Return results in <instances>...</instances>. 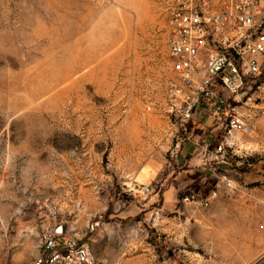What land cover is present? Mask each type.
<instances>
[{
	"label": "rangeland",
	"instance_id": "374dc122",
	"mask_svg": "<svg viewBox=\"0 0 264 264\" xmlns=\"http://www.w3.org/2000/svg\"><path fill=\"white\" fill-rule=\"evenodd\" d=\"M166 1L0 0V264H30L54 218L80 226L85 214L99 215L103 175L149 185L139 195L147 199L175 174L189 132L164 113ZM249 96L264 107V81ZM238 147L229 157L259 171L244 264H264V114ZM188 178L183 203L200 187L197 174ZM150 218L120 220L122 233L112 234L124 264H233L197 245L194 229L188 243L169 240L162 226L154 237Z\"/></svg>",
	"mask_w": 264,
	"mask_h": 264
},
{
	"label": "built area",
	"instance_id": "2783aa9c",
	"mask_svg": "<svg viewBox=\"0 0 264 264\" xmlns=\"http://www.w3.org/2000/svg\"><path fill=\"white\" fill-rule=\"evenodd\" d=\"M166 14L172 76L165 84L164 113L182 127L205 112L223 132L214 152L234 155L239 137L255 136L264 114L249 96L264 81V0H167ZM125 190L132 197L150 191L136 183ZM98 227L93 220L81 228L74 219L54 218L38 236L30 264H102L89 246Z\"/></svg>",
	"mask_w": 264,
	"mask_h": 264
},
{
	"label": "crops",
	"instance_id": "0c3cea01",
	"mask_svg": "<svg viewBox=\"0 0 264 264\" xmlns=\"http://www.w3.org/2000/svg\"><path fill=\"white\" fill-rule=\"evenodd\" d=\"M186 129L189 137L179 146L172 161L175 174L166 176L165 184L152 189L147 199L129 197L125 185H149L138 184L133 178L128 183L116 179L114 185L109 176L103 175V209L99 215L91 212L82 215L80 226L77 221L81 228L91 220L99 223L89 237V246L102 264H124L123 257L113 250L111 236L122 233L120 220L132 221L138 217L140 223L144 216L151 217L149 230L154 237L163 227V234L169 240L188 243L194 229L195 243L205 245L213 258L231 260L233 264L251 260L253 207L257 209L259 205H252L250 199L259 195V171L254 173V164L234 162L228 154L214 152L223 132L205 112H199L183 130ZM194 173L200 178V187L193 189L196 199L183 203V197L192 191L190 185L182 190L180 182L185 178L191 180L188 177ZM111 197L115 203L109 207Z\"/></svg>",
	"mask_w": 264,
	"mask_h": 264
},
{
	"label": "water",
	"instance_id": "95a60500",
	"mask_svg": "<svg viewBox=\"0 0 264 264\" xmlns=\"http://www.w3.org/2000/svg\"><path fill=\"white\" fill-rule=\"evenodd\" d=\"M60 232H61V229H60V228H58V229H57V233H60Z\"/></svg>",
	"mask_w": 264,
	"mask_h": 264
},
{
	"label": "trees",
	"instance_id": "16d2710c",
	"mask_svg": "<svg viewBox=\"0 0 264 264\" xmlns=\"http://www.w3.org/2000/svg\"><path fill=\"white\" fill-rule=\"evenodd\" d=\"M189 196H191V195H188V196H185V197H189ZM185 197H184V198H185Z\"/></svg>",
	"mask_w": 264,
	"mask_h": 264
}]
</instances>
